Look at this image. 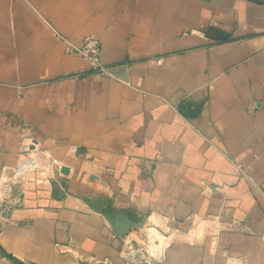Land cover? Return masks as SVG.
Instances as JSON below:
<instances>
[{"label":"crops","instance_id":"crops-1","mask_svg":"<svg viewBox=\"0 0 264 264\" xmlns=\"http://www.w3.org/2000/svg\"><path fill=\"white\" fill-rule=\"evenodd\" d=\"M0 200V264H264V0H0Z\"/></svg>","mask_w":264,"mask_h":264},{"label":"built area","instance_id":"built-area-1","mask_svg":"<svg viewBox=\"0 0 264 264\" xmlns=\"http://www.w3.org/2000/svg\"><path fill=\"white\" fill-rule=\"evenodd\" d=\"M58 37L66 44L67 52L77 54L87 60L91 67V72L99 76H112V69L103 64L101 60L102 45L98 38L94 36H88L81 45H76L67 40L61 34ZM30 145L25 144V149L29 150L31 146L36 145L33 139L29 140ZM58 163V162H56Z\"/></svg>","mask_w":264,"mask_h":264},{"label":"water","instance_id":"water-1","mask_svg":"<svg viewBox=\"0 0 264 264\" xmlns=\"http://www.w3.org/2000/svg\"><path fill=\"white\" fill-rule=\"evenodd\" d=\"M62 172L64 173V174H69V169L68 168H63L62 169ZM119 232V231H118ZM127 233V230H126V232L125 231H120L119 232V234L120 235H124V234H126Z\"/></svg>","mask_w":264,"mask_h":264},{"label":"rangeland","instance_id":"rangeland-1","mask_svg":"<svg viewBox=\"0 0 264 264\" xmlns=\"http://www.w3.org/2000/svg\"><path fill=\"white\" fill-rule=\"evenodd\" d=\"M45 170H46V169H44V170H42V171L45 172ZM3 202H4V201H1V200H0V208H2V204H1V203H3ZM1 220H2V218L0 217V222H1Z\"/></svg>","mask_w":264,"mask_h":264}]
</instances>
